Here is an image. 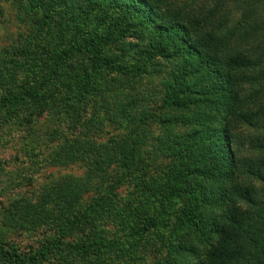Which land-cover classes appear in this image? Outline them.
<instances>
[{"label": "rangeland", "instance_id": "374dc122", "mask_svg": "<svg viewBox=\"0 0 264 264\" xmlns=\"http://www.w3.org/2000/svg\"><path fill=\"white\" fill-rule=\"evenodd\" d=\"M217 1L174 0L190 15L214 9ZM230 2L215 13L219 20L239 14ZM42 6L0 0V98L21 89L46 98L0 110V242L34 253L64 229L65 244L87 235L107 246L94 247L88 257L65 249L39 264H169L177 258L201 263L207 245L198 229L178 223L185 204L167 202L157 188L171 178L174 164L163 140L190 129L177 121L191 108L166 102L172 65L144 60L145 44L131 37L113 48L123 70L101 71L88 84L81 73L89 54L71 48L101 29L97 15L58 8L48 22ZM145 109L144 145L123 166L124 153L139 144V127L129 134L132 116ZM101 198L107 206L92 208ZM85 213L87 222L77 223Z\"/></svg>", "mask_w": 264, "mask_h": 264}, {"label": "trees", "instance_id": "16d2710c", "mask_svg": "<svg viewBox=\"0 0 264 264\" xmlns=\"http://www.w3.org/2000/svg\"><path fill=\"white\" fill-rule=\"evenodd\" d=\"M229 1L218 0L214 9L190 15L174 0H36L48 22L58 8L97 15L101 29L78 38L71 48L89 54L81 73L88 84L101 71L123 70L113 48L131 37L145 44L144 60L172 65L166 102L191 108L177 121L190 129L163 140L174 164L171 178L157 188L167 202L183 201L179 225L198 229L207 245L197 264H264V0H231L239 14L228 12L219 20L215 13L227 9ZM55 62L57 74L60 62ZM27 98L46 99L35 89H21L1 97L0 110ZM148 116L146 109L132 116L129 134L139 127V144L124 153L123 166L140 153ZM107 204L101 198L92 208L103 210ZM88 218L85 213L77 223ZM63 230L34 253L0 242V264H39L65 249L88 257L94 247L107 246L101 237L87 235L65 244ZM183 248L196 251L193 244ZM169 264L194 263L177 258Z\"/></svg>", "mask_w": 264, "mask_h": 264}]
</instances>
